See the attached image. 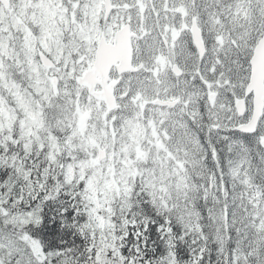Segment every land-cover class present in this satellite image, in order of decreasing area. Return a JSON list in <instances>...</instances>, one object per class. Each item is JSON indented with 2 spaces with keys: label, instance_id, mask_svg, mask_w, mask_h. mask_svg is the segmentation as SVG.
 I'll use <instances>...</instances> for the list:
<instances>
[{
  "label": "snow or ice",
  "instance_id": "6c2138e0",
  "mask_svg": "<svg viewBox=\"0 0 264 264\" xmlns=\"http://www.w3.org/2000/svg\"><path fill=\"white\" fill-rule=\"evenodd\" d=\"M0 264H264V0H0Z\"/></svg>",
  "mask_w": 264,
  "mask_h": 264
}]
</instances>
